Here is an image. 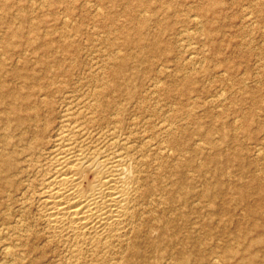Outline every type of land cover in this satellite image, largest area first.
I'll return each instance as SVG.
<instances>
[{"label": "bare ground", "instance_id": "6f19581e", "mask_svg": "<svg viewBox=\"0 0 264 264\" xmlns=\"http://www.w3.org/2000/svg\"><path fill=\"white\" fill-rule=\"evenodd\" d=\"M24 2L3 0V9L10 13L17 6L14 17L27 21ZM221 7L220 0H203L199 14L190 18L215 51ZM155 8L150 0L126 2L127 19L114 29L121 48L108 53L105 71L101 66L86 90H53L57 77L69 73L68 56L78 45L66 33L59 44L39 42L43 21L29 22L32 35L26 42L41 48L38 62L48 74L41 79L23 70L29 63L22 61L7 71L20 84L0 80V98L8 100L0 109V264H257L258 252L241 242L245 234L264 231V210L255 204L246 203L243 211L252 224L229 232L234 241L228 237L215 246L205 240L227 233L217 213L228 211L231 201H246L256 190L264 203V183L259 175H244L238 149L226 148L234 136L225 122L205 126L195 117L193 126L181 122L194 115V74L145 87L143 74L160 63L169 70L174 60L173 42L161 35L173 27L164 21L169 15ZM116 13L108 17L114 20ZM243 15L248 26L257 18L251 4ZM149 21L159 27L151 37ZM191 32L182 25L176 42L196 66L206 57L193 49ZM19 37H25L23 30L10 27L0 35V52L10 53ZM224 67L233 70L230 63ZM3 72L0 58V78ZM158 90L179 105L167 108L171 103L154 101ZM56 91L62 93L59 100L51 96ZM185 98L193 101L187 110ZM224 100L219 92L207 103L219 107ZM255 155L264 156L263 146ZM234 160L241 175L220 177L219 170ZM222 194L230 195L219 201ZM204 249L212 255L207 260Z\"/></svg>", "mask_w": 264, "mask_h": 264}, {"label": "rangeland", "instance_id": "374dc122", "mask_svg": "<svg viewBox=\"0 0 264 264\" xmlns=\"http://www.w3.org/2000/svg\"><path fill=\"white\" fill-rule=\"evenodd\" d=\"M127 1L133 3V0H25L28 20L22 21L14 17L18 11L17 6H13L10 13H7L3 9V0H0V35L6 34L10 27H20L25 35V37L13 40L10 53L0 52V58L5 62V72L0 80L6 81L10 86L20 84L21 79L13 74H8L7 71L22 61L29 63L27 67L22 65L23 70L29 68V70L35 71L41 79L47 77L48 73L38 62L42 55L41 48H35L36 45L26 42V37L32 35L29 22L42 20L43 22L38 28L41 35L39 42L49 41L56 45L65 40V36L62 34L66 33L78 45V50L68 56L66 65L69 67V73L66 75L63 72L57 77L58 83L52 86L53 90L58 88L69 90L73 87L79 90L90 88L95 83L93 80L101 70V66L104 69L101 72L105 71V63L110 56L108 53L121 48L114 41L116 33L114 29L127 19L123 9ZM202 1L150 0L153 7H156L155 12L164 10L163 12L169 15V18L164 21L170 20L173 27L164 29L161 35L164 39L173 42L169 57L174 60L171 61L169 70L160 69L161 63L156 64L152 70L143 74L141 79L147 87L154 80H158V83L161 82L160 85H164L166 81L173 79L178 74H194L195 80L191 84L190 92L194 97H198V100L195 104H193L192 98L182 100V106L185 109L191 108V104L194 105L191 108L194 115L191 117L184 115L181 122L186 121L189 126H193L191 122L193 117L205 122V126L210 125L214 120L225 122L230 134L234 136V140L225 143L226 148L232 150L236 147L238 149L242 164L247 171L244 175L246 174L248 177L259 175L260 181L264 183V156L257 158L255 155L256 147L263 146L264 148V0H220L222 7L216 23V41L220 45L218 51L210 48L208 41L204 42L205 35L196 29L190 21L191 17L199 14L197 5ZM248 4H251V8L257 15L255 22L250 26L244 22L243 15L244 7ZM138 8L137 6L136 9ZM115 10L117 13L113 20L108 17V14H114ZM157 25L152 21L147 23L150 37L158 32ZM182 25L188 26L192 31L191 45L199 55L206 57L204 63L196 66L190 65L189 52L180 48L179 42H176L180 37L179 28ZM1 44L0 42V50L3 49ZM227 63L233 65V70L224 72V66ZM219 92L225 96L223 103L218 105L219 107L214 104L209 105L207 100L213 95L217 96ZM61 95L62 93L57 91L51 93L55 100H59ZM260 96L263 97V100L258 99ZM155 100L162 105L171 103L167 108H175L179 105L176 99L165 98L162 90L156 92ZM7 102L8 100L0 98V109L5 107ZM245 123L248 126L243 128ZM215 137H219L217 132ZM189 141H192V137ZM234 161L226 170H219L220 177L224 178L223 172H229L235 176L241 175L240 165ZM213 173L211 171L209 174ZM218 174L217 176H219ZM229 195L222 194L218 200L222 201L223 196L228 197ZM259 197L258 191L251 190L246 201H231L228 211L217 213L219 215L217 218H223L222 221L227 224V233L208 235L205 238L207 244L221 245L228 237L234 241L230 231L236 232L239 227H249L252 224L249 217L243 216L245 204H255L264 210V203L260 201ZM260 219L264 221V212L261 213ZM205 228H209V226ZM245 235L241 240L242 244H248L252 251H257L255 262L264 264V231H253ZM203 253L205 260L212 256L209 250L204 249Z\"/></svg>", "mask_w": 264, "mask_h": 264}]
</instances>
